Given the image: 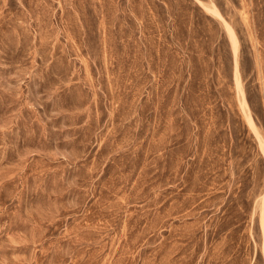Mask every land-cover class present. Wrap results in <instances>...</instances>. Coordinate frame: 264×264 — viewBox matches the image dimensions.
<instances>
[{"label":"rangeland","instance_id":"1","mask_svg":"<svg viewBox=\"0 0 264 264\" xmlns=\"http://www.w3.org/2000/svg\"><path fill=\"white\" fill-rule=\"evenodd\" d=\"M0 264H264V0H0Z\"/></svg>","mask_w":264,"mask_h":264},{"label":"bare ground","instance_id":"2","mask_svg":"<svg viewBox=\"0 0 264 264\" xmlns=\"http://www.w3.org/2000/svg\"><path fill=\"white\" fill-rule=\"evenodd\" d=\"M232 38H233V40L235 42L236 52H237V50H238V42H237V39L235 38V36L233 34H232Z\"/></svg>","mask_w":264,"mask_h":264}]
</instances>
